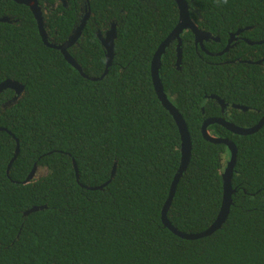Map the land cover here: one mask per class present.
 Here are the masks:
<instances>
[{
    "label": "trees",
    "instance_id": "trees-1",
    "mask_svg": "<svg viewBox=\"0 0 264 264\" xmlns=\"http://www.w3.org/2000/svg\"><path fill=\"white\" fill-rule=\"evenodd\" d=\"M65 1L66 7L38 1L43 27L56 44L81 19V0ZM262 2L219 0V14L251 25L252 10L262 9ZM89 9L86 37L68 49L85 75L99 77L106 69V51L92 29L116 25L111 64L95 81L43 44L28 7L0 1V18L9 19L0 22V83L23 86L9 106L14 91L0 92V128L6 130L0 131V264H264V124L246 136L208 126L237 150L229 214L210 236L186 240L173 234L161 212L180 165L181 140L155 94L150 66L178 22L176 3L89 0ZM187 61L183 49L176 69L167 47L159 78L191 138L167 219L194 234L219 213L230 159L224 144L202 137L201 126L218 116L240 127L256 125L264 116V67L236 60L218 71ZM211 95L228 104L227 117ZM113 169L102 189L86 188L105 184ZM32 170L36 174L24 184ZM37 206L47 208L24 215Z\"/></svg>",
    "mask_w": 264,
    "mask_h": 264
},
{
    "label": "water",
    "instance_id": "water-1",
    "mask_svg": "<svg viewBox=\"0 0 264 264\" xmlns=\"http://www.w3.org/2000/svg\"><path fill=\"white\" fill-rule=\"evenodd\" d=\"M0 1H2V0H0ZM11 1L28 7V9L32 13L34 19L36 20L37 28H38L39 34L41 36V40L45 46H47L48 48H51V49L59 50L62 53L64 59L73 68H75L84 78L90 79L91 81L96 80V78H89V77H87V75L83 74L81 71V67L76 63V61L71 56H69L67 54V52H65L66 48L72 43L73 36H71L63 45H59V46L54 45V44H50L46 41V35H45L44 29H43V20H42V15H41V9H40V6L38 5L37 0H11ZM174 1L176 3L177 10H178V22H177L176 26L174 27V29L169 33V35L165 38V40L157 48L156 52L153 55V58L151 61V66H150L151 80H152V84L154 87V91H155L157 98L160 101L161 105L169 112V114L174 119L175 124L178 128V132H179L180 140H181L180 165H179V168H178V170H177V172L173 178V181L171 183L168 198L165 201V204L162 208L161 221H162L163 225L168 230H170L173 234L177 235L178 237H180L182 239H186V240H195V239H200V238L210 236L215 231L222 228L223 224L225 223V221L228 217L230 205L232 202L231 197H232V194L234 192V190L232 189V185H231V178H232L233 168H234L235 159H236V152H237L236 146L228 138H221V137H218L214 134H211L209 132V130H207V126L217 124V125H220L223 128H225L227 131H229L232 134L239 135V136H246V135H251V134L257 132L263 126L264 116H262V118L260 119V121L256 125H254L252 127H247V128L237 126V125L227 121L223 117L222 118H208L203 122L202 127H201L202 137L207 142H210L213 144H224L230 152V159L227 162L225 170L222 174L223 196H222L221 207H220L219 213H218L216 219L213 221V223L208 228L203 230L202 232L194 233V234H187V233L181 232V231L177 230L175 227H173L167 219V211H168L170 204L172 202V199L174 197L176 185H177L182 173L187 168V165H188L189 159H190V154H191V138H190V135H189V132L187 129V125H186L183 117L179 113V111L171 104V102L168 100L166 94L163 92V87H162V84H161V81L159 78V69L161 66L162 53L164 52L165 48L169 45V43H171L175 39L177 40V45H176L177 61H176V65L178 67V65L180 63V57H181L180 34L189 25L188 24V17H187V8H186L184 0H174ZM0 21L1 22H8L9 19L4 17V18H1ZM84 21L85 20H83V22L81 24V28L84 25ZM81 28H79V29H81ZM114 37H115V34L112 31V33L107 34L106 39H101V45L104 47V49L106 51V70L104 71V74L107 72V67L110 65L111 60H112L113 40H114L113 38ZM7 88L13 89L17 94H19V92L21 90H23V86L21 84L14 82V81H11V80H6V81L0 83V92L4 89H7ZM208 98L214 99V100L218 101L221 106H224V102L221 99H219L218 97L212 95V96H209ZM232 107L237 108V109L242 110V111L247 110L246 107H242V106H239V107L238 106H232ZM2 130H5V129L0 128V131H2ZM16 142H17V140H16ZM17 153H18V143H17L15 155L12 158L11 163L15 160ZM72 163H73V168H74V171L76 174V179L78 180L77 165H76L75 161H73ZM10 165L8 167H10ZM35 174H36L35 171L32 170L23 183L24 184L28 183L30 180H32V178ZM113 175H114V169L111 173L110 179L105 184H103L101 186H97V187H86V188L89 190L102 189L104 186H106L111 181V179L113 178ZM46 208H47L46 206L32 207L29 210L25 211L24 215L26 216V215H29L31 213H34V212H37L39 210H43Z\"/></svg>",
    "mask_w": 264,
    "mask_h": 264
},
{
    "label": "flooded vegetation",
    "instance_id": "flooded-vegetation-1",
    "mask_svg": "<svg viewBox=\"0 0 264 264\" xmlns=\"http://www.w3.org/2000/svg\"><path fill=\"white\" fill-rule=\"evenodd\" d=\"M38 1L39 0H37V2ZM41 1L45 5L48 4V0H41ZM58 1L61 2L63 6L66 7L67 2L65 0H58ZM184 2L187 8V17H188L189 25L180 34L181 57H180V63L178 67L176 65L177 40L175 39L174 41L169 43V45L167 46V47H171V49L174 51V66L176 69L181 70L180 65L182 63L181 60H182L183 49L185 50L186 60H188L187 61L188 65H191L194 62H201L207 65L208 64L213 65L219 71V66L221 65L233 64V63H236V60L237 61L245 60L244 62H246L247 64H254V65L264 67V7L262 9L252 10V13H255L254 18L251 19L253 21V24L240 25V21L242 20V18L234 17L230 23V21L224 14H219V0H184ZM262 4L264 6V0ZM49 5H51L52 7H56L57 4L49 3ZM79 9H80V17H81V19L79 20V24L76 25L71 30L67 39L61 44H56L53 40V37H50L43 27L45 35H46V41L50 44H54L57 46L63 45L71 36H73L72 43L65 50V52H67L69 56L70 54L68 52V49L72 46L74 47L75 45H78V40L82 41L83 38L86 37L82 34V31L85 28L86 22L89 19L90 14H91L90 9H89V0H81L79 2ZM41 14H42V11H41ZM83 20L85 21H84L83 27L81 28V24ZM112 31L116 36L115 23H111L107 27H103L102 30L92 29V33L96 36L100 45H101V39H106L107 34L112 33ZM113 39H115V37ZM209 60H212V61H209ZM105 68H106V60H105ZM104 75L105 74L103 73L101 76L95 77V78L96 80H100L104 77ZM89 78H93V77H89ZM7 89H10V88H7ZM7 89H4V90H7ZM10 90H13V89H10ZM20 92L19 94H17L14 91V96L12 97L11 100L8 101L6 105L9 106L11 103L16 102V99L17 97H19ZM214 102L220 108V113L225 115V117H227L228 116L227 111L229 109L228 104H226L223 101L224 106H221L218 101L214 100ZM4 107L5 105L3 106V108ZM222 117L223 116H218L214 118H222ZM213 125H217V124H213ZM11 161L9 165L11 164ZM8 171L9 169H7V172Z\"/></svg>",
    "mask_w": 264,
    "mask_h": 264
}]
</instances>
